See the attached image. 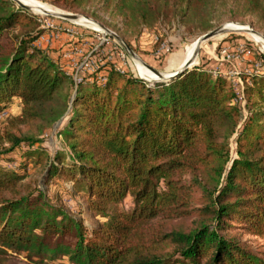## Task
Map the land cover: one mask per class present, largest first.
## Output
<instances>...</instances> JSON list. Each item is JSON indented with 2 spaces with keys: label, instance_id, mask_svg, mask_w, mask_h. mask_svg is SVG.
Returning a JSON list of instances; mask_svg holds the SVG:
<instances>
[{
  "label": "trees",
  "instance_id": "obj_1",
  "mask_svg": "<svg viewBox=\"0 0 264 264\" xmlns=\"http://www.w3.org/2000/svg\"><path fill=\"white\" fill-rule=\"evenodd\" d=\"M52 1L124 39L173 24L198 38L250 19L264 30V0ZM44 32L38 16L0 0V113L21 108L0 138V264L10 252L40 264H264L238 237H264V55L260 72L243 74V106L203 60L153 84L104 61L76 83L62 59L34 45ZM65 122L68 162L32 150L42 141L21 130L43 135ZM23 144L25 159L45 160L46 183L65 177L84 192L93 227L44 192L18 194L24 176L1 163ZM127 199L132 207L120 208ZM186 220L189 228L170 227Z\"/></svg>",
  "mask_w": 264,
  "mask_h": 264
},
{
  "label": "rangeland",
  "instance_id": "obj_2",
  "mask_svg": "<svg viewBox=\"0 0 264 264\" xmlns=\"http://www.w3.org/2000/svg\"><path fill=\"white\" fill-rule=\"evenodd\" d=\"M45 6H48L53 12L50 14L41 13L38 15L40 20L51 22L55 25V34L59 32V38L54 40L50 46L49 51L52 56L58 59H62L66 65L67 70L75 74L73 68H70L71 61H66L62 58L63 54H69L72 50L76 49L81 51L78 56L75 57V62L78 65L83 64L97 68L98 63L104 61L111 62L120 71L134 70L136 74L141 78V74L138 70V64L142 65L153 77L146 75V82L153 84L155 82H163L158 76L152 72L150 68L160 72L163 76H168L177 71L186 55V50L191 48L195 42H197L202 36L193 38L187 36L184 28L180 25H164L156 30L148 31L144 30L140 35L128 37L124 39L122 33L110 29L121 36L125 44H127L134 52L135 56L128 55L130 59L129 65L123 64L122 60L127 51L122 46L115 44V39L111 37L107 32L100 30V32L94 31V29H86L75 22H70L57 18L58 15L74 14L87 17L81 13H72L56 6L52 0H34ZM89 18V17H88ZM106 20L112 22L121 31L123 30V24L121 19L111 20L105 15ZM92 19V18H91ZM94 20V19H92ZM253 20L250 19L246 23H234L226 22L221 26L232 24H243L246 27H251L256 32L264 36L263 27L257 24H253ZM220 26V27H221ZM65 30H72L77 34L83 35L84 42H80L79 39L68 36ZM117 41V40H116ZM250 45V47H248ZM239 47L246 49L245 54L241 58L233 62L232 64L225 63L221 60V52L227 50L231 54L235 53ZM128 54V53H127ZM264 55L261 47L257 44L249 32H227L216 36L206 42H203L200 46L198 56L194 60V64L190 67L193 68L196 65H200L202 60L207 63V68L210 69L214 76H221L234 88V91L240 96H244V86L246 81L243 80V74L260 72L261 62L257 59L258 55ZM128 64V63H127ZM132 64V67L130 66ZM129 66V67H128ZM87 69V68H86ZM219 70L221 73L215 75L214 71ZM264 71V70H261ZM93 71L85 72L89 75ZM232 72H236L240 75H228ZM105 73H101L98 77L99 81L105 82ZM92 80V78H90ZM239 79L240 82L238 81ZM250 84V81L247 82ZM245 98L243 97L242 105L245 106ZM21 112V108L18 103H15L9 107L6 111L0 113V138L3 137L9 128V118L18 116ZM245 117L248 116V112L244 111ZM66 126V122L61 126L57 124L51 129H47L43 135L38 133L36 126L34 127H21L22 132L34 135L38 140L42 142L36 145L32 150H39L45 148L50 158H55L58 152H64L67 155L68 162L71 158V153L67 148L63 138L60 136V130ZM16 130H13V132ZM29 150L27 145H22L10 155L6 156L1 165L11 171H16L18 174L24 176V179L19 187L18 194L28 195L31 193L37 194V192H44L48 201L55 206H62L66 208L70 213L76 216H81L85 219L89 228L93 227L94 220H91V216L88 215V207L86 205L87 197H84V192L77 191L73 184L65 177H54L49 183H46L47 172L44 169L45 160L36 164L37 157L34 156L31 159H25L24 154ZM237 144L233 139L231 141V157L236 158ZM69 158V159H68ZM19 196V195H18ZM132 207V202L127 199L120 208L129 209ZM191 225L190 220L185 222H175L173 228L182 227L189 228ZM241 232V231H240ZM243 242H246L250 248L256 252H264V237H258L253 235L240 234L238 236ZM4 264H40L34 261H30L25 255H16L10 252L7 256L3 257ZM53 264H62L56 262Z\"/></svg>",
  "mask_w": 264,
  "mask_h": 264
},
{
  "label": "built area",
  "instance_id": "obj_3",
  "mask_svg": "<svg viewBox=\"0 0 264 264\" xmlns=\"http://www.w3.org/2000/svg\"><path fill=\"white\" fill-rule=\"evenodd\" d=\"M41 22V27L43 30H45V32L43 34H41L34 42V45L39 48V49H42V50H45L47 52H50L49 49H50V46L52 45V43L54 42V40L58 39L59 38V31L61 30H58V32H56L55 34H53V32H55L56 30V27L53 23L51 22H47V21H43V20H40ZM67 35L68 36H71L73 38H75L76 35H79L77 34L76 32L72 31V30H65ZM78 39V38H77ZM84 42L85 41V38L83 36H81V39H80V42ZM81 51L79 50H72L71 52H69V54H63L62 55V58L66 61H71V64H70V68L72 67L75 72L74 74V81L76 83H80L82 80H83V76L85 74V72H90V71H94L96 68H95V65L92 64V66L90 65H87V67L83 64H80L78 65L77 62H75V57L78 56L80 54ZM246 52V49L245 48H241L239 47L235 53L231 54L230 52H228L227 50H223L221 52V60L225 63H228V64H232L233 62H236L238 61L241 56L243 54H245ZM123 64L127 65V57L126 55L124 56L123 60H122ZM87 68V69H86ZM221 72L219 70H215L214 71V74L215 75H219ZM229 76L230 75H235V76H238L240 74L236 73V72H232L230 74H228ZM222 76V75H221ZM241 79H239L238 81L240 82ZM241 87H243L244 85L240 84ZM239 99L240 100H243V97L244 96H240V94L238 95Z\"/></svg>",
  "mask_w": 264,
  "mask_h": 264
},
{
  "label": "water",
  "instance_id": "obj_4",
  "mask_svg": "<svg viewBox=\"0 0 264 264\" xmlns=\"http://www.w3.org/2000/svg\"><path fill=\"white\" fill-rule=\"evenodd\" d=\"M18 7H20L21 9L25 10L26 12L32 14V15H38V14H41L39 12H36L34 11L33 9H31L30 7H27L26 5L20 3L19 1L17 0H13ZM43 14V13H42ZM46 14H50V13H46ZM57 18H60V19H63V20H67V21H70V22H76L77 20H79L80 18H84L88 21H91L93 22L99 29L107 32L111 37H113L115 40H117L119 43L122 44V46L125 48V50L127 51L128 55L130 56H135L133 50L127 45L125 44V41L124 39L119 36L118 34H116L115 32H112L110 29H108L107 27H105L103 24H101L100 22L96 21V20H92L91 18H88V17H83V16H80V15H74V14H67V15H58ZM234 26H238V27H241V28H246L245 25L243 24H232ZM227 32H249V33H254L256 35H259L261 36L263 39H264V36L258 32H256L255 30H253L251 27H248L247 30H231L228 28V25H225V26H221L213 31H210L208 32L207 34L203 35L198 41H197V48L194 52V56L192 58V60H189L185 63H183L181 65V67L175 72V73H172L168 76H163L160 72L152 69L149 67V69L154 72V74L156 76H158L160 79L164 80L165 82H170L174 79H176L177 77L180 76V74L185 71L186 69H189L193 64H194V60L196 59V57L198 56V53H199V49H200V46L203 42H206L216 36H219L221 34H225ZM144 65V64H143Z\"/></svg>",
  "mask_w": 264,
  "mask_h": 264
},
{
  "label": "bare ground",
  "instance_id": "obj_5",
  "mask_svg": "<svg viewBox=\"0 0 264 264\" xmlns=\"http://www.w3.org/2000/svg\"><path fill=\"white\" fill-rule=\"evenodd\" d=\"M17 1H19L20 3L26 5L27 7H30L31 9H33L34 11L39 12V13H52L53 12L48 6H45V5H43L37 1H34V0H17ZM75 23H77L78 25H80L86 29H94V31H97V32H100V30H101L93 22L88 21L84 18H80ZM228 28L231 30H247L248 29V27L241 28V27L234 26V25H229ZM250 34L253 37L254 41L257 44H259L262 52H264V39L261 36L256 35L254 33H250ZM196 48H197V42H195L191 48L186 50L187 52H186V55L184 58V63L189 61V60H192ZM142 65L138 64V70H139V73L141 74V77L143 79L144 78L146 79V75H148V77H150V76L153 77V75H151V74L149 75V72Z\"/></svg>",
  "mask_w": 264,
  "mask_h": 264
}]
</instances>
